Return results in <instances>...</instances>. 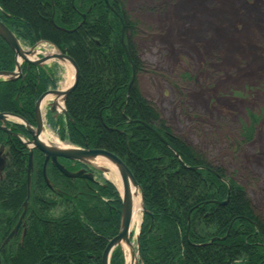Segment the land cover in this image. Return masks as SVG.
<instances>
[{"label": "trees", "instance_id": "obj_1", "mask_svg": "<svg viewBox=\"0 0 264 264\" xmlns=\"http://www.w3.org/2000/svg\"><path fill=\"white\" fill-rule=\"evenodd\" d=\"M109 2L113 9L106 0H0V20L21 41L27 45L51 42L80 68L79 83L66 101L74 125L50 119L51 123L61 129L62 140L110 151L132 170L149 211L140 232L143 264H264V218L244 187L225 171L187 168L208 162L174 134L141 93L137 81L144 66L139 50L127 37L130 32L137 34L138 22L126 12L121 15L124 9L118 0ZM123 24L127 51L122 43ZM14 68L15 53L0 36V71ZM133 69L137 80L129 88ZM25 72L24 81L0 80V112L33 122L37 99L55 81L36 67ZM146 123L165 137L187 167ZM254 129V120L243 124V136ZM4 141L5 134L0 132V142ZM36 156L27 233L22 245L17 239L6 248L1 264H102L103 252L120 228L122 199L117 188L104 181L105 187L88 191L83 181L68 179L52 166L48 175L62 190L55 193L46 185L42 159ZM25 168L26 157L20 154L7 168L8 179L15 171L16 183H23L15 188L17 211L26 197ZM225 179L231 184L230 200L214 204L227 198ZM8 184L0 196L9 191ZM11 224L0 222V231L10 230ZM111 264H125L119 247Z\"/></svg>", "mask_w": 264, "mask_h": 264}, {"label": "rangeland", "instance_id": "obj_2", "mask_svg": "<svg viewBox=\"0 0 264 264\" xmlns=\"http://www.w3.org/2000/svg\"><path fill=\"white\" fill-rule=\"evenodd\" d=\"M118 1L124 9L121 15L126 12L138 22L137 34L130 32L127 37L143 62L137 81L141 93L174 134L208 162L191 167L221 169L237 179L264 218V0ZM68 67L72 68L60 62L59 86L66 80ZM253 120L254 133L243 136V124ZM146 125L187 167L165 137ZM55 137L61 138L60 134ZM98 174L101 182H111ZM204 179L208 180L205 173ZM225 182L230 200L231 184ZM228 195L214 204L225 205L221 202ZM0 213L2 222L11 211L0 208ZM55 213L59 215L60 210ZM7 230L0 231V244Z\"/></svg>", "mask_w": 264, "mask_h": 264}, {"label": "water", "instance_id": "obj_3", "mask_svg": "<svg viewBox=\"0 0 264 264\" xmlns=\"http://www.w3.org/2000/svg\"><path fill=\"white\" fill-rule=\"evenodd\" d=\"M106 3L110 5L109 0H106ZM85 20V15H83V21ZM0 36L5 40V42L10 46V48L15 53V71H0V78L8 81H17L22 76V64H26L28 68L39 67L44 68L45 65L52 61H59L63 63H67L72 67L74 80L73 83L65 88V89H53L45 92L37 101L35 106V120L36 125H32L23 117L10 113V112H0V130L6 132L8 135H13L21 143L28 147L29 149V172H28V197L24 202V211L21 215L17 225L9 234V236L3 242L0 248V254L4 250V248L10 243V241L17 234V231L24 219L27 207L28 200L31 194V171L33 170L34 165V152L35 150H40L45 155V164H44V178L46 184L53 188V184L50 181L47 175V165L51 161V163L57 167L60 172H62L65 176L69 178H81L86 180H93L94 176L92 173H87L86 169L79 170L77 172H70L67 170L66 166L60 163L59 159L64 158L75 162H80L82 164L91 166L95 169L103 173H109V166H98L96 162H101L103 164L108 163L109 165H113L119 172L121 179L123 181L124 193L122 195V213H121V221L119 232L116 236H114L107 244L103 255H102V264H111L112 253L116 248H120L124 255L126 256V247L129 248L130 254L135 261L136 264H140L138 260V255L140 253V228L142 222L140 224L139 230H133V219H134V189L140 194L141 197V214L142 218L143 214L149 213L145 202H144V192L142 186L136 180L133 172L127 166V164L114 153L107 151L105 149H91V148H79L71 145L67 146H57L53 144L46 143L42 140L41 135L44 133V120L42 114V105L43 102L52 98L48 103L49 111L53 115V118L57 119L60 115H65L71 122L74 124V121L69 117L68 111L66 109V101L69 95L75 90L80 80V68L76 61L69 55L59 52L56 48L57 53L49 56H45L39 59L34 58L37 53H40V50H37L38 44L32 46L30 49H24L20 40L15 35V33L8 28V26L0 20ZM122 42L124 48L125 45V27L123 25L122 28ZM128 54V53H127ZM129 60L131 61L130 55L128 54ZM135 70L133 71V75L129 84L131 87L135 80ZM10 119L18 120L21 124H23L28 132L31 135L30 140H25L21 135L14 133L9 127L8 123ZM199 167H191V170H198ZM134 188V189H133ZM230 188V187H229ZM228 199L225 202H221V204H226ZM189 228V226H188ZM135 231V238L137 243V248L135 249L134 243L131 239L132 233ZM224 239V238H223ZM1 264V260H0ZM142 264V263H141Z\"/></svg>", "mask_w": 264, "mask_h": 264}, {"label": "flooded vegetation", "instance_id": "obj_4", "mask_svg": "<svg viewBox=\"0 0 264 264\" xmlns=\"http://www.w3.org/2000/svg\"><path fill=\"white\" fill-rule=\"evenodd\" d=\"M21 68H22V76L18 80L24 81L27 78V75H28V72H25L26 71V68H28V66L25 65V64H23L21 66ZM14 70H15V68H14ZM46 71L48 72V70H46ZM49 72L53 73L52 71H49ZM52 79L55 81L56 80V76L54 75L52 77ZM53 84H51V86L48 87V90L53 87ZM19 95L20 94H18V96ZM39 98L37 99V101L39 100ZM35 106H36V104H35ZM44 116H45L44 122L46 121L45 124H48L49 120L52 118L50 111L49 110H46V112L44 113ZM67 121L71 122L66 116H65V119L64 118L61 119V122L62 123H67ZM28 122L31 123L34 126L36 125L35 108H34V120H33V122H30V121H28ZM7 125H8V127L14 133H17V134L21 135L25 140H30L31 139V135H30V133L28 132L27 128L24 125L23 126L21 125L22 126L21 128H18L16 126V124L13 123V122L12 123H8ZM44 129H45V127H44ZM60 130L61 129L58 127V133L59 134H60ZM0 132H3L5 134V141L4 142H0V194L2 192L1 189L4 186H8L9 185L8 183H11V186L9 187V191L7 193H5L4 196H0V208L2 210L5 209L6 212L11 211L10 214H8V213L6 214L5 213V215H3V217L5 216V220L9 221L10 224L12 222L11 227H10V230L9 229L7 230L6 237L2 240V243L0 244V248H1L3 242L9 236V234L12 232V230L15 228V226L17 225V223H18L21 215L23 214V211H24V202L26 201V199L28 197V172H29V164H28V162H29V149H28V147L24 146L21 143V141L18 140L13 135H8L4 131H0ZM18 154H20L22 157L23 156L26 157V168H25V171H26L25 172L26 197H25V199H24V201L22 203V208L17 211L15 209V200H16V191H15V188H16V186H20V185L17 184L18 183L17 182L18 180H17V174H16L15 171L13 172L12 177H9V179H8L7 168L12 163V159L14 160L15 157H17ZM36 154L38 156L40 155V157L42 159V174H43V178H44L45 155L40 150H35L34 165H33V170L31 171V186H30L31 187V194H30V197H29V200H28V207H27V210H26L24 219H23V221H22V223H21V225H20V227H19V229L17 231V234L10 241V243L4 248V250L2 251V253L6 250V248L10 247L13 244V242L15 240H17V239H18V242L22 245L23 244L22 243L23 242V239H24V237H25V235L27 233L28 224H29V220H30V213L29 212L31 210V197H32V192H33V174L35 172H37V168H36V157L37 156H36ZM59 161H60V163H62L63 165H65L66 168H67V170H69L70 172H77L79 170L86 169V172L87 173H92L93 174L94 179L93 180H86V179H81V178H69V177L65 176L62 172H60V170L57 167H55L51 163V161L47 165V175H48V171L50 170V167L53 166L63 176H65L66 178L71 179V180H79V181L81 180V181H83L85 183V185L87 186L86 188H87L88 191L97 192L98 187H100V186L105 187V184H104V181L105 180H103V182H101L100 179H99L98 169H95V168H93L91 166L82 164L80 162H75V161H71V160L64 159V158H60ZM48 177H49V175H48ZM44 181H45V178H44ZM5 182H7L6 185H4L2 187V184L5 183ZM52 184H53V188H51L52 191H54L55 193H61L62 192L61 188L57 187L54 183H52Z\"/></svg>", "mask_w": 264, "mask_h": 264}, {"label": "bare ground", "instance_id": "obj_5", "mask_svg": "<svg viewBox=\"0 0 264 264\" xmlns=\"http://www.w3.org/2000/svg\"><path fill=\"white\" fill-rule=\"evenodd\" d=\"M65 81H64V88L69 87L74 80V76H73V71L72 69L69 68V71L67 72V74L65 75ZM42 138L44 139V141H48V138L46 136H42ZM54 141H57L56 138L54 139ZM60 146H65V144H58ZM96 164L98 166H109L110 167V172L106 173V177H108L109 180H111V182L116 186L117 190L119 191L120 195H123L124 193V188H123V181L121 179V176L118 172V170L113 166V165H109L108 163L103 164L101 162H96ZM134 189V188H133ZM134 219H133V230H139L140 224L142 222V212H141V197L140 194L134 189ZM126 257H127V264H136L135 261L133 260L129 248L126 247Z\"/></svg>", "mask_w": 264, "mask_h": 264}, {"label": "crops", "instance_id": "obj_6", "mask_svg": "<svg viewBox=\"0 0 264 264\" xmlns=\"http://www.w3.org/2000/svg\"><path fill=\"white\" fill-rule=\"evenodd\" d=\"M48 67H49V68L52 67V68H51V71H52V72H55V73L58 72V75H59V70H60V68H59L58 65H56V64L54 63L53 65H49Z\"/></svg>", "mask_w": 264, "mask_h": 264}]
</instances>
